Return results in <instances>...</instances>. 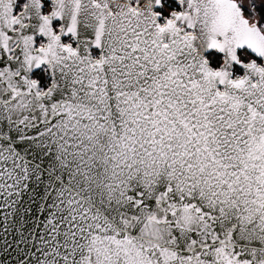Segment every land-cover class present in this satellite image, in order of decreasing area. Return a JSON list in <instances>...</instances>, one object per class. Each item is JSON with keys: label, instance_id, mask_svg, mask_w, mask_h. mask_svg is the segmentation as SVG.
Wrapping results in <instances>:
<instances>
[{"label": "snow or ice", "instance_id": "1", "mask_svg": "<svg viewBox=\"0 0 264 264\" xmlns=\"http://www.w3.org/2000/svg\"><path fill=\"white\" fill-rule=\"evenodd\" d=\"M0 264H264V0H0Z\"/></svg>", "mask_w": 264, "mask_h": 264}]
</instances>
